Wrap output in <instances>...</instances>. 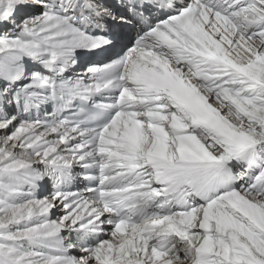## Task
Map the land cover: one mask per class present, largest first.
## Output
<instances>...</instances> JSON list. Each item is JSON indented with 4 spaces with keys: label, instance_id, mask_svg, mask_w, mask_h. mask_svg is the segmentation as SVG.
Wrapping results in <instances>:
<instances>
[{
    "label": "snow or ice",
    "instance_id": "1",
    "mask_svg": "<svg viewBox=\"0 0 264 264\" xmlns=\"http://www.w3.org/2000/svg\"><path fill=\"white\" fill-rule=\"evenodd\" d=\"M0 264H264V0H0Z\"/></svg>",
    "mask_w": 264,
    "mask_h": 264
}]
</instances>
